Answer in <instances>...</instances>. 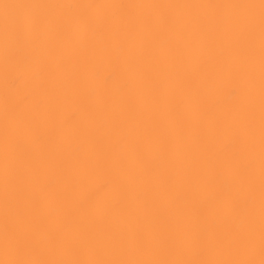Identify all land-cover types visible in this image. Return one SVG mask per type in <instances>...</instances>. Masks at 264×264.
I'll list each match as a JSON object with an SVG mask.
<instances>
[{
	"label": "snow or ice",
	"instance_id": "snow-or-ice-1",
	"mask_svg": "<svg viewBox=\"0 0 264 264\" xmlns=\"http://www.w3.org/2000/svg\"><path fill=\"white\" fill-rule=\"evenodd\" d=\"M5 9L3 24L7 53L11 29L18 38L35 43L49 32H68L81 39L86 59L101 53L114 60L125 77L113 84V74L103 76L107 90L120 94L118 115L110 121L111 131L123 133L125 143L109 155L107 152H84L61 158L44 166L36 155L38 137L32 134V120H17L5 111L3 130V248L14 258L0 264H257L243 258L256 247L257 214L261 259L264 264V0L259 4H22L0 0ZM60 10L59 14L12 17L8 9ZM73 9L119 10L107 16L93 14L72 16ZM136 9L177 10L159 16L133 15ZM185 9H259L256 15H232L223 20L208 16H185ZM225 30L243 35L248 41L249 78L252 79L255 55L254 42L259 36V120L251 99L245 122L225 134L222 155L216 160L202 158L201 137L191 131H177L176 121L161 105L157 95L162 79L151 62L157 51H179L194 46L195 38H206L210 32ZM157 71V76L151 73ZM99 76V73L96 74ZM79 86L80 101L89 121L97 109L89 102L94 89L87 76ZM151 94V102L148 96ZM97 174L103 184H95ZM103 196L116 207L141 209L149 206L166 208L175 200L184 201L185 212L195 216L206 199H217L216 212L226 211L242 217L245 230L226 234L215 243L193 238L173 237L171 242L120 233L117 239L84 241L77 244L65 236L40 239L38 225L33 223L37 209L54 204L65 217L76 213L88 215ZM258 198V208H257ZM193 235L195 227L190 226ZM54 240L55 242H51ZM79 247L87 258H38L45 250L52 255L67 254ZM162 252L163 258H131L146 249ZM201 250H214L230 258H200ZM115 253L118 258H103ZM191 256L193 258H184ZM99 257V258H96ZM128 257V258H125Z\"/></svg>",
	"mask_w": 264,
	"mask_h": 264
},
{
	"label": "bare ground",
	"instance_id": "bare-ground-1",
	"mask_svg": "<svg viewBox=\"0 0 264 264\" xmlns=\"http://www.w3.org/2000/svg\"><path fill=\"white\" fill-rule=\"evenodd\" d=\"M22 4H259V0H5ZM12 17H32L44 14H59L60 10L45 12L40 9H8ZM177 10L136 9L133 15L159 16L175 14ZM5 9L0 8V17ZM126 15L119 10L73 9L72 16L95 14ZM185 16H208L223 20L232 15H256L259 9H185ZM83 41L68 32H49L41 35L35 43L18 38L11 29L7 53L2 21H0V261L14 258L3 248V130L4 116L17 120H32V134L38 137L36 155L38 163L47 166L61 158H71L86 151L107 152L114 155L125 143L123 133L110 130L111 119L118 115L122 100L120 94L105 89L103 76L112 73L113 84L125 77L124 71L114 60L97 53L86 59ZM171 51H157L152 63L161 74V87L157 93L161 105L176 121L177 131H191L201 137L202 158L216 160L222 155L223 145L229 139L226 132L242 125L248 114L250 94L259 120V36L254 42L255 55L252 79L249 78L248 41L240 34L221 27L200 39L195 38L192 48L183 43ZM157 71L151 73L157 76ZM99 73V76L96 74ZM87 76L89 88L94 91L89 102L97 109L94 121H89L80 101L79 82ZM151 102V94L148 96ZM104 176L97 174L95 184H103ZM217 199H206L200 204L195 216L185 212L184 201L177 199L166 208L160 205L141 209L116 207L103 196L88 215L76 213L65 217L62 211L54 210V204L37 209L33 223L38 225L41 240L50 241V236H65L80 244L84 241H101L108 237L117 239L120 233L136 237L159 239L171 242L173 237L193 238L205 243H215L226 234L245 230L242 217H233L226 211L216 212ZM258 208V198H257ZM190 226L198 235H193ZM254 251L243 253V258L261 259L258 235ZM51 242H55L52 240ZM79 247L67 254L52 255L46 250L38 258H87ZM103 258H118L115 253L101 254ZM99 258V257H96ZM128 258V257H125ZM131 258H163L162 252L146 249ZM184 258H193L185 256ZM200 258H230L214 250H201Z\"/></svg>",
	"mask_w": 264,
	"mask_h": 264
}]
</instances>
